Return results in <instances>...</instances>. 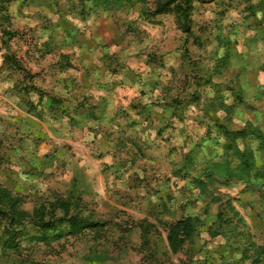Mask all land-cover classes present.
I'll return each instance as SVG.
<instances>
[{
    "label": "rangeland",
    "instance_id": "rangeland-1",
    "mask_svg": "<svg viewBox=\"0 0 264 264\" xmlns=\"http://www.w3.org/2000/svg\"><path fill=\"white\" fill-rule=\"evenodd\" d=\"M0 1V79L19 100L0 101V183L28 212L39 198L73 195L104 224L18 253L0 248V264H238L233 236L208 235L220 212L233 220L228 200L245 222L240 242L264 246V178L250 187L212 180L204 192L195 182L207 160L224 155L222 128L250 122L264 133V16L250 8L258 0L195 2L186 32L175 15L155 14L164 0ZM95 87L142 103L137 117L127 112L119 131H107L115 162L86 175L72 170L66 140L77 113L94 109L85 104ZM126 87H137L135 96ZM217 95L236 105L230 120L211 110ZM258 143L251 134L244 145L261 167ZM186 217L200 219L198 235L171 253L166 225ZM143 221L155 227L147 241Z\"/></svg>",
    "mask_w": 264,
    "mask_h": 264
},
{
    "label": "trees",
    "instance_id": "trees-1",
    "mask_svg": "<svg viewBox=\"0 0 264 264\" xmlns=\"http://www.w3.org/2000/svg\"><path fill=\"white\" fill-rule=\"evenodd\" d=\"M99 2L107 7L112 3L119 4L122 0H83ZM208 0H164L158 3L155 14H173L179 22L180 27L186 32V20L192 10L193 3H203ZM3 1H0V12ZM256 8L264 16V0H258ZM3 37H9L10 32L1 30ZM12 57L6 56L5 62H11ZM15 61H12L14 63ZM235 104L227 105L219 95L210 102V108L214 112L222 111L225 120H230V115L235 108ZM131 108H135L132 107ZM136 110V109H135ZM227 118V119H226ZM225 139L224 155L219 160H207L198 172L196 183L203 189L209 181L224 180L234 181L245 187H250L256 181L264 178V166H257L254 152L245 147L246 139L252 134L258 139V149L264 151V133L259 129L253 128L252 123L248 122L243 129L232 132L222 128ZM204 178V180H203ZM26 200L23 196L14 194L9 188L0 183V248L2 252L18 253L22 250L23 244L29 245H50L53 242L59 243L61 239L74 235H79L85 230L99 233L104 224L94 221L90 215H85V204L80 198L68 195L63 197L58 194L50 198H39L34 205L32 212L24 209ZM227 210L233 214V220L227 221L223 218V213L218 214V220L214 228L208 230L210 237L225 236L230 234L238 242L237 248L241 253L240 263L247 260L251 264L264 263V246L247 241L241 243L240 239L246 238L247 234L240 230L244 229L245 222L239 216L229 200L226 202ZM234 220L236 223L234 224ZM146 223L141 229V238L146 240L150 228H155L152 223ZM201 226L198 217H186L174 220L166 225L167 245L171 253L180 252L187 241L196 235ZM99 231V232H98Z\"/></svg>",
    "mask_w": 264,
    "mask_h": 264
},
{
    "label": "crops",
    "instance_id": "crops-1",
    "mask_svg": "<svg viewBox=\"0 0 264 264\" xmlns=\"http://www.w3.org/2000/svg\"><path fill=\"white\" fill-rule=\"evenodd\" d=\"M2 74L3 72L0 71V78H2ZM1 82L0 79V101H19L16 96L10 97L11 93H14L13 91H9L5 94L4 90L9 86V83H7V81L6 83ZM89 85L90 84H88V89H90ZM94 91V94H96L95 100L90 101V104H85L86 108L89 105L94 107V109H84L77 113L81 122L77 125V128L71 131L70 137L66 140L71 146V158L73 160L72 170L86 175L91 174L93 171H98L102 164L115 162L116 159H114V155H112L114 152L113 143L107 141V134H109L107 131H119L118 127L123 124L122 122H126L128 113L130 115L132 114L133 117H137L135 115L137 110L136 102L139 104L142 103V101H131L132 96L124 98L115 94L112 96L103 95L102 89L98 87H95ZM136 91L137 87H134L133 90L126 87L127 94H133L135 96L134 93H136ZM148 102V107L151 109L155 101ZM132 104L133 107H135L134 109L131 108ZM120 111H126V113L120 114ZM25 115L27 116V114ZM88 128H90V130ZM93 185L101 187L102 181L96 178L94 179ZM99 190L100 189H96V191ZM110 262L111 260H108V263Z\"/></svg>",
    "mask_w": 264,
    "mask_h": 264
}]
</instances>
